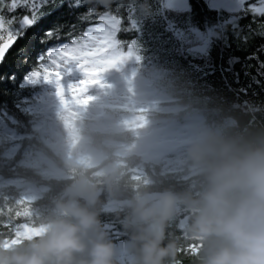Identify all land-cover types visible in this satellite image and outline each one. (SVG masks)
<instances>
[{
    "label": "trees",
    "instance_id": "16d2710c",
    "mask_svg": "<svg viewBox=\"0 0 264 264\" xmlns=\"http://www.w3.org/2000/svg\"><path fill=\"white\" fill-rule=\"evenodd\" d=\"M169 2L119 0L121 38L133 51L122 49L125 58L83 91H76L84 79L80 73L66 76L59 89L21 83L11 90L0 84V247L21 243L58 202L75 199L96 214L113 245V264H140L137 237L148 228H162L161 246L176 249L164 264H198L201 242L185 230L189 211L178 203L162 226L149 225L134 213L136 198L196 192L208 160L264 145V87L249 86L244 73L252 68H242L252 45L245 49L237 40L238 28L248 22L238 8H218L212 0H183L180 8ZM44 11L51 12L45 26L57 18L75 23L53 10L51 0ZM87 26L77 24L74 34ZM34 32L13 43L0 68L33 64L32 53L41 47ZM236 72L238 83L230 74ZM246 86L247 96L231 91ZM52 93L57 102L50 100ZM156 133L164 150L144 151L147 137ZM85 179L87 194L100 191L94 206L64 198Z\"/></svg>",
    "mask_w": 264,
    "mask_h": 264
},
{
    "label": "clouds",
    "instance_id": "9594fccd",
    "mask_svg": "<svg viewBox=\"0 0 264 264\" xmlns=\"http://www.w3.org/2000/svg\"><path fill=\"white\" fill-rule=\"evenodd\" d=\"M89 189L85 179L76 194ZM178 203L189 211L187 234L201 242L198 264H264V145L208 160L196 192L139 194L134 213L145 224L162 226ZM137 240L140 264H164L175 255L174 245L161 246L162 228H148ZM113 257L96 214L75 199L58 202L21 243L0 247V264H113Z\"/></svg>",
    "mask_w": 264,
    "mask_h": 264
},
{
    "label": "snow or ice",
    "instance_id": "6c2138e0",
    "mask_svg": "<svg viewBox=\"0 0 264 264\" xmlns=\"http://www.w3.org/2000/svg\"><path fill=\"white\" fill-rule=\"evenodd\" d=\"M49 0H0V63L5 52L18 39L24 38L35 29L33 39L40 45L32 53L33 64L22 69L0 68V84L16 90L21 83L36 86L54 85L61 88L66 76L80 73L84 79L76 91H83L88 84L99 83L98 76L107 67L114 66L125 57L122 49L133 51L132 44H125L121 38L124 17L119 14L122 7L119 0H113L108 7L98 0H51V7L60 16H71L75 23L57 18L43 25L51 12L44 11ZM241 19L248 22L238 28L237 40L247 49L242 68H252L245 76L252 83L264 87V0H238ZM95 18L97 23H89ZM131 20V16H129ZM134 25V21H132ZM77 24H88L86 30L74 34ZM257 27H253V25ZM19 54L27 58L21 49ZM138 58V57H137ZM247 62H252L251 64ZM239 82V73H230ZM249 86L232 90L238 96H247Z\"/></svg>",
    "mask_w": 264,
    "mask_h": 264
},
{
    "label": "rangeland",
    "instance_id": "374dc122",
    "mask_svg": "<svg viewBox=\"0 0 264 264\" xmlns=\"http://www.w3.org/2000/svg\"><path fill=\"white\" fill-rule=\"evenodd\" d=\"M213 4L218 8H228L230 10L238 8V0H212ZM183 0H170L169 7L180 8L182 7ZM53 94V93H52ZM158 134H152L147 137L145 143L143 144V150L148 153L159 152V150H164L162 143L158 139Z\"/></svg>",
    "mask_w": 264,
    "mask_h": 264
},
{
    "label": "water",
    "instance_id": "95a60500",
    "mask_svg": "<svg viewBox=\"0 0 264 264\" xmlns=\"http://www.w3.org/2000/svg\"><path fill=\"white\" fill-rule=\"evenodd\" d=\"M13 45V44H12ZM11 45V46H12ZM11 46L8 48V50L5 52V55L4 57L7 55V53L9 52ZM50 100L52 102H57L59 100V96L55 93L53 94H50L49 96ZM85 109V107H81L80 110L83 111ZM139 174H142L143 172H137ZM158 192H149L147 194H151V195H155L157 194ZM69 196H75V197H78L79 199L85 201L86 203H88L89 205L91 206H94L96 204V202L98 201V199L100 198V191H97L93 194H87V195H78L76 194V191H67L66 194L64 195V198L66 197H69Z\"/></svg>",
    "mask_w": 264,
    "mask_h": 264
}]
</instances>
